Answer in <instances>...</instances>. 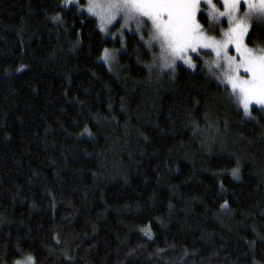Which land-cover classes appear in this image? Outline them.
<instances>
[{
	"label": "trees",
	"instance_id": "obj_1",
	"mask_svg": "<svg viewBox=\"0 0 264 264\" xmlns=\"http://www.w3.org/2000/svg\"><path fill=\"white\" fill-rule=\"evenodd\" d=\"M120 44L65 0H0V264H264V109L149 71L138 35L110 68Z\"/></svg>",
	"mask_w": 264,
	"mask_h": 264
},
{
	"label": "snow or ice",
	"instance_id": "obj_2",
	"mask_svg": "<svg viewBox=\"0 0 264 264\" xmlns=\"http://www.w3.org/2000/svg\"><path fill=\"white\" fill-rule=\"evenodd\" d=\"M72 2L73 0H65L66 4ZM107 2L108 23L116 18L117 13H121L123 24L120 27L126 28L130 20H135L136 31L139 32L144 21L138 19L133 13H139L140 16L147 17L151 21L149 38L144 42L149 50L154 45L158 46L160 55L154 57V60L160 61L159 66L162 71L165 68H173L175 71L177 59L195 67L191 64V57L185 59V55L190 51L199 57L201 53L198 50L210 49L217 57L213 63L220 70L221 75L218 76L212 72V66L207 61L205 65L218 80L221 82L226 80L234 91L238 90L237 100L243 103L246 114L252 100H255L257 104L264 102V53L254 55L253 51L245 46L244 36L248 29L243 20H237L235 17L241 3L246 8H256L260 16L264 17V0H217L222 6H226V11H219L213 0H203L204 5H210L212 8V11L207 13L209 17H212L213 13L227 17L230 27L228 31L222 32L223 38L219 40L213 36H206L196 22L201 0H107ZM88 3L90 5L88 11L99 15L91 6L93 0H88ZM247 15L248 12L245 11L244 16ZM55 19L59 20V17ZM101 31H105L103 25H101ZM140 38L143 40V35ZM230 46L235 53L233 55L229 54ZM103 59L109 62L115 57L105 49ZM221 61L224 62L223 67ZM233 176H238V170L233 171ZM30 261L31 257H27L25 264H30Z\"/></svg>",
	"mask_w": 264,
	"mask_h": 264
},
{
	"label": "rangeland",
	"instance_id": "obj_3",
	"mask_svg": "<svg viewBox=\"0 0 264 264\" xmlns=\"http://www.w3.org/2000/svg\"><path fill=\"white\" fill-rule=\"evenodd\" d=\"M213 3L216 5V8L219 11H226V6H222L220 3L217 2V0H213ZM68 7L70 6H76L81 13L87 14L94 18L99 25V28L101 29V25L105 27V31H102L110 40L114 42H120V47L115 48H107L110 55L114 56L115 59L111 60L109 62H105L102 56V62L105 63L110 68H113L118 60L119 55L124 51L125 49V40L128 34H134L141 37L143 35L144 39L143 41L147 40L149 38L148 32L149 28L151 27V21L148 20L147 17L140 16L139 13H133L138 19L144 21V25L141 27L140 31H136V21L130 20L128 23V27L121 28L120 25L123 24L122 14L117 13L116 18L112 20L111 23L107 22L108 19V2L107 0H93V4L91 5L93 7V10L95 13H99V15H94L93 13H90L88 11L89 3L88 0H73L71 4H66ZM258 7V6H257ZM209 11H212V8L210 5L206 6L203 4V0H201L200 7L197 11L196 16V22L200 25V30L203 32L206 36H213L217 40L222 39V32L228 31L230 25L227 23V17L226 16H218V14L213 13L212 17H209L207 13ZM247 11L248 15L244 16V12ZM103 16V19L101 17ZM235 17L237 20H243L245 23V26L247 27L248 31L244 36V44L246 47L251 49L253 51L254 55H259L264 53L261 49H255L249 46L247 42L248 35L253 27L254 24L259 22H264V17L260 16V14L256 11V8H246V6L241 3L239 5V11L235 13ZM122 33V35H121ZM145 44V42H144ZM146 45V44H145ZM147 46V45H146ZM201 55L198 57L195 53H191L190 51L185 55V59L188 57H191V64L195 67H191L189 64L184 63L183 60L177 59L175 63V71H173V68H165L163 71L160 68V61L158 59L154 60V57H158L160 55L158 46L154 45V47L151 49V52L153 53V61L151 63V71L158 72V73H176L179 66H183L187 69H190L192 71H196L198 68L205 70L210 76L215 78L220 84L224 85L230 90V93L236 98L238 95V90H233L231 88V85L227 83L226 80L221 82V80H218L216 76L212 75L209 72L208 66L205 65V61L208 62L209 65L212 66V72H215L216 75H221V72L219 69L215 67V64L213 63L217 57L215 56L214 52H211L210 49H200L198 50ZM205 53H211V54H205ZM229 54L233 55L235 54L232 50V46L229 48ZM238 58V57H237ZM171 59V57H169ZM222 67L224 65V62L221 61ZM226 70V69H225ZM223 79V77H222ZM241 110L244 112L245 116L247 118L252 117V109L253 108H261L264 109V102L257 104L255 100H252L249 103L247 114L245 113V109L243 107V103L239 100H237ZM26 259L20 261V264H25ZM30 264H34L33 260L31 259Z\"/></svg>",
	"mask_w": 264,
	"mask_h": 264
}]
</instances>
